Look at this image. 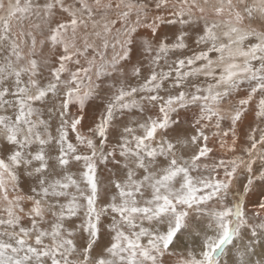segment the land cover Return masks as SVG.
Segmentation results:
<instances>
[{
  "label": "snow or ice",
  "instance_id": "1",
  "mask_svg": "<svg viewBox=\"0 0 264 264\" xmlns=\"http://www.w3.org/2000/svg\"><path fill=\"white\" fill-rule=\"evenodd\" d=\"M0 264H264V0H0Z\"/></svg>",
  "mask_w": 264,
  "mask_h": 264
}]
</instances>
